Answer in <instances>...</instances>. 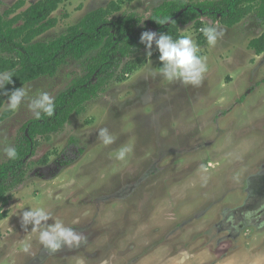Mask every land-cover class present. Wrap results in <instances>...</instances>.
I'll return each mask as SVG.
<instances>
[{
    "label": "rangeland",
    "instance_id": "obj_1",
    "mask_svg": "<svg viewBox=\"0 0 264 264\" xmlns=\"http://www.w3.org/2000/svg\"><path fill=\"white\" fill-rule=\"evenodd\" d=\"M17 1L0 0V11ZM37 1L25 0L8 17ZM111 1L119 9L109 18L132 14L139 19L133 21L137 30L148 26L153 8L163 0H62L50 14L55 25L34 41L57 37ZM195 20L179 24L178 32L190 36L206 58L208 70L198 87L148 75L143 47L134 54L144 57L143 64L123 80L109 81L59 131L35 137L38 144L25 158L24 179L8 191L3 207L0 264H264V221L238 235L224 221V216L239 221L240 212L232 208L243 202L247 182L264 172V51L256 54L248 45L264 31V21L254 12L232 26L204 15L200 23ZM205 26L223 33L215 46L200 32ZM157 57L153 45L150 60L156 71ZM84 68L85 60L67 56L54 75L22 86L29 98L40 92L55 98ZM5 101L0 163L7 159L4 149L34 118L30 99L6 116ZM101 128L115 137L113 144H102ZM123 146L131 152L117 160ZM22 205L24 210L45 207L87 242L47 251L31 225L21 227ZM25 242L31 244L28 252Z\"/></svg>",
    "mask_w": 264,
    "mask_h": 264
},
{
    "label": "trees",
    "instance_id": "obj_2",
    "mask_svg": "<svg viewBox=\"0 0 264 264\" xmlns=\"http://www.w3.org/2000/svg\"><path fill=\"white\" fill-rule=\"evenodd\" d=\"M61 1L38 0L24 11L8 17L16 8L24 5L25 0H18L9 9L0 11V72L13 73V84L6 85V90L19 88L40 76L54 75L67 56L85 60L84 74L75 78L54 98V115L27 120L13 145L18 158L14 161L7 158L0 163V219L6 215L3 207L10 198L8 191L24 179L25 158L33 154L38 144L35 137H47L59 131L70 115L81 112L85 103L103 91L109 81H121L124 75L143 64L144 57L134 54L144 47L139 37L143 31H148V26L158 33L166 32L175 39L181 36L179 24H187L195 19L200 23L201 15L227 26L238 23L252 12L264 21V0H202L196 3L163 0L153 8L148 26L136 30L133 21L137 23L139 19L132 14L109 18L119 9L111 1L104 7L89 11L57 37L48 41H34L36 36L55 25L56 19L50 14ZM180 10L183 11L177 15ZM165 17L170 21L163 25L156 22ZM248 45L256 54L264 51V31L251 38ZM6 99L0 93V107ZM8 113L6 111L4 115Z\"/></svg>",
    "mask_w": 264,
    "mask_h": 264
},
{
    "label": "clouds",
    "instance_id": "obj_3",
    "mask_svg": "<svg viewBox=\"0 0 264 264\" xmlns=\"http://www.w3.org/2000/svg\"><path fill=\"white\" fill-rule=\"evenodd\" d=\"M170 18L165 17L157 20L160 25L169 22ZM200 32L205 37L209 46H215L218 38L222 36V32L217 31L214 26H205L200 28ZM139 41L145 47V56L149 60L146 70L150 76H159L167 83H180L184 86L198 87L204 74L208 70L206 58L202 57L199 52V46L188 35H181L173 38L166 32L158 33L156 31H143L140 34ZM153 45L158 52V61L160 67L158 71L151 67V56L153 55ZM13 73L9 71L0 72V93L7 97L3 110L15 112L25 99H30L28 108L37 120L42 116L52 117L55 112V101L47 92H40L37 96L29 98V89L22 86L14 88L11 91L6 90L5 86L13 84ZM98 136L104 146L111 145L115 142V137L107 128H101ZM131 148L127 146L121 147L115 153L117 160H124ZM4 154L9 160L18 158L15 146H7ZM31 192V189L28 190ZM22 205L19 210L21 227L25 230L31 225V231L37 233L39 243L49 252H56L64 247L73 248L80 247L87 242V237L75 228L66 226L62 220L53 219L52 212L43 206L29 207L24 210ZM52 220V223H48ZM31 247L30 242H25L23 251L28 252Z\"/></svg>",
    "mask_w": 264,
    "mask_h": 264
},
{
    "label": "flooded vegetation",
    "instance_id": "obj_4",
    "mask_svg": "<svg viewBox=\"0 0 264 264\" xmlns=\"http://www.w3.org/2000/svg\"><path fill=\"white\" fill-rule=\"evenodd\" d=\"M248 182L244 186L245 196L243 202L239 204V206L232 208L234 212H240L241 216L239 221L234 224L233 217L226 218L227 216H224L226 226L228 225L225 228L233 235L240 234L242 230L244 231V234H247L244 229L246 226L254 225L257 221H260V223L264 221V172L259 176L253 177ZM231 218L233 220H229Z\"/></svg>",
    "mask_w": 264,
    "mask_h": 264
},
{
    "label": "water",
    "instance_id": "obj_5",
    "mask_svg": "<svg viewBox=\"0 0 264 264\" xmlns=\"http://www.w3.org/2000/svg\"><path fill=\"white\" fill-rule=\"evenodd\" d=\"M183 10H180L179 13L177 15H179Z\"/></svg>",
    "mask_w": 264,
    "mask_h": 264
}]
</instances>
